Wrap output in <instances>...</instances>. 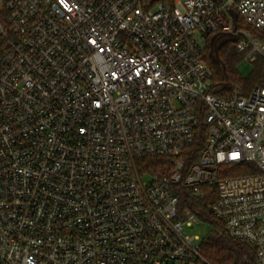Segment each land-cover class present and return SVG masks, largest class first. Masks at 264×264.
<instances>
[{
	"label": "built area",
	"instance_id": "1",
	"mask_svg": "<svg viewBox=\"0 0 264 264\" xmlns=\"http://www.w3.org/2000/svg\"><path fill=\"white\" fill-rule=\"evenodd\" d=\"M229 34L264 60V0H0V264H210L207 196L264 264V88L203 59Z\"/></svg>",
	"mask_w": 264,
	"mask_h": 264
},
{
	"label": "trees",
	"instance_id": "2",
	"mask_svg": "<svg viewBox=\"0 0 264 264\" xmlns=\"http://www.w3.org/2000/svg\"><path fill=\"white\" fill-rule=\"evenodd\" d=\"M170 1V0H164ZM210 39L205 40L203 59L212 72L213 84L217 87L216 95L225 96L228 91L236 88L241 94L246 95L255 87L264 88V60L257 57L252 63L253 70L251 74L244 78L237 72L236 65L243 58L238 55L232 44H226L217 51L218 58L224 68V72H218L210 59ZM142 167L146 169H161L167 164L162 158L151 159L141 162ZM213 201V197L204 198L186 197L183 204H190L194 214L207 226L210 227L200 240L199 252L203 259L210 264H254L253 254L248 246L238 240L229 238L223 232L221 223L215 219L208 208Z\"/></svg>",
	"mask_w": 264,
	"mask_h": 264
},
{
	"label": "rangeland",
	"instance_id": "3",
	"mask_svg": "<svg viewBox=\"0 0 264 264\" xmlns=\"http://www.w3.org/2000/svg\"><path fill=\"white\" fill-rule=\"evenodd\" d=\"M253 66L254 65L252 63L246 61L243 57V58H241L240 61H238L237 65H236V69H237V72L240 76L247 78L251 74V72L253 70ZM142 181H144V182L149 181V177H143ZM209 230H210L209 226L197 225V226H194L192 228H184L183 234L187 235V236L196 235L199 238H202L207 232H209Z\"/></svg>",
	"mask_w": 264,
	"mask_h": 264
},
{
	"label": "water",
	"instance_id": "4",
	"mask_svg": "<svg viewBox=\"0 0 264 264\" xmlns=\"http://www.w3.org/2000/svg\"><path fill=\"white\" fill-rule=\"evenodd\" d=\"M154 1H160V0H154ZM228 13H229L230 17L232 18L233 22L235 23L237 20L236 14L233 11H228ZM234 31H235V28L233 29V32ZM216 39L217 38L215 36H213L210 39L211 52H210L209 56H210L211 62L213 63L215 69L218 72H224V68L220 62V59L218 58V55L216 53V49H213V44L216 42ZM235 42H236V36L233 34H229L218 42V46L221 48V47L225 46L226 44L235 43ZM212 50H214V53H212Z\"/></svg>",
	"mask_w": 264,
	"mask_h": 264
},
{
	"label": "flooded vegetation",
	"instance_id": "5",
	"mask_svg": "<svg viewBox=\"0 0 264 264\" xmlns=\"http://www.w3.org/2000/svg\"><path fill=\"white\" fill-rule=\"evenodd\" d=\"M221 39H216V42L213 44V49H216V53L218 51V49L220 48L218 46V42L220 41ZM212 53H214V50H212Z\"/></svg>",
	"mask_w": 264,
	"mask_h": 264
}]
</instances>
